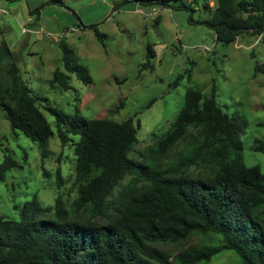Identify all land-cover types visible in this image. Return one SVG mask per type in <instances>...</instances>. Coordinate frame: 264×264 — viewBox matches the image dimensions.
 I'll list each match as a JSON object with an SVG mask.
<instances>
[{"label":"trees","instance_id":"obj_1","mask_svg":"<svg viewBox=\"0 0 264 264\" xmlns=\"http://www.w3.org/2000/svg\"><path fill=\"white\" fill-rule=\"evenodd\" d=\"M190 1L198 0L123 4H178L190 9ZM202 1L212 17L203 23L215 31L217 42L231 44L244 33L264 42V0H216L215 7ZM84 28L104 41L97 25ZM60 47L63 70H55L50 85L69 89L68 74L91 84L89 70L74 50L63 41ZM154 58L149 44L143 71L154 70ZM256 70L264 72V65ZM40 100L23 80L18 57L3 41L0 110L13 131L38 144L45 159L54 131ZM45 108L56 118L63 147L71 136L79 137L74 143L78 197L67 206L58 196L47 208L34 198L17 207L19 221L0 215V264H201L222 250L235 252L242 264H264V172L244 162L242 137L248 121L228 114L215 93L205 97L188 90L171 127L142 151L136 149L139 120L89 119L79 109L67 115ZM257 143L255 150L264 151V141ZM18 166L13 157L5 156L0 181ZM57 179L62 186L60 169ZM209 234L219 237L221 244L193 246L175 256L163 249L184 247L193 236Z\"/></svg>","mask_w":264,"mask_h":264},{"label":"rangeland","instance_id":"obj_2","mask_svg":"<svg viewBox=\"0 0 264 264\" xmlns=\"http://www.w3.org/2000/svg\"><path fill=\"white\" fill-rule=\"evenodd\" d=\"M52 1L0 0V46L6 41L18 57L22 78L41 99L39 106L54 131L49 155L43 159L38 144L21 131H13L0 110V164L5 156L19 164L0 181L1 216L19 221L17 207L34 198L47 208L54 206L58 196H63L67 206L78 197L74 143L79 137L71 136L72 141L63 147L56 118L46 106L67 115L79 109L89 119L139 120L136 149L142 151L171 127L188 90L201 91L205 97L215 93L228 114L248 121L242 137L244 162L264 172V151L255 150L257 142L264 141V72L256 70L264 65L260 36L244 33L234 43L217 42L215 31L203 23L212 17L202 0L190 1V9L178 4H123V0ZM215 4L216 0H209L210 7ZM90 25L98 26L105 36L103 42L93 30L84 28ZM61 41L88 68L91 84L68 74L69 89L50 85L55 70H63ZM149 44L155 51L154 70L143 71ZM220 244V238L212 234L196 235L184 247L163 249L175 256L193 246ZM201 264L242 262L235 252L222 250Z\"/></svg>","mask_w":264,"mask_h":264},{"label":"built area","instance_id":"obj_3","mask_svg":"<svg viewBox=\"0 0 264 264\" xmlns=\"http://www.w3.org/2000/svg\"><path fill=\"white\" fill-rule=\"evenodd\" d=\"M54 40L57 42L58 41V39L57 38H54Z\"/></svg>","mask_w":264,"mask_h":264},{"label":"crops","instance_id":"obj_4","mask_svg":"<svg viewBox=\"0 0 264 264\" xmlns=\"http://www.w3.org/2000/svg\"><path fill=\"white\" fill-rule=\"evenodd\" d=\"M2 6V4H0ZM2 8V7H1ZM2 10V9H1Z\"/></svg>","mask_w":264,"mask_h":264}]
</instances>
